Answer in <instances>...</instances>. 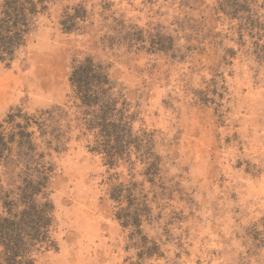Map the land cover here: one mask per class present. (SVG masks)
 <instances>
[{"label":"rangeland","instance_id":"1","mask_svg":"<svg viewBox=\"0 0 264 264\" xmlns=\"http://www.w3.org/2000/svg\"><path fill=\"white\" fill-rule=\"evenodd\" d=\"M41 1L0 62V217L25 171L12 111L38 119L53 169L58 248L36 264H264V0ZM86 58L107 72L109 109L70 81Z\"/></svg>","mask_w":264,"mask_h":264},{"label":"trees","instance_id":"2","mask_svg":"<svg viewBox=\"0 0 264 264\" xmlns=\"http://www.w3.org/2000/svg\"><path fill=\"white\" fill-rule=\"evenodd\" d=\"M38 3L42 1L39 0ZM38 3L35 0H2L0 62L11 64L16 52L25 45L31 27L29 16L39 12L36 7ZM82 16V9L78 8L74 15H66V19L75 21L77 18L82 19ZM70 81L84 105H93L96 101H101L100 97L107 109L112 105L111 94H107L110 88H105L109 84L108 75L101 64L90 58L77 62L71 72ZM37 120L34 115L16 109L8 115L6 121L11 128L18 131L12 132L10 143L17 142L22 149L15 162L24 166L25 171L22 186L19 188V200L10 199L8 195L3 196L8 212L0 217V264H36V255L39 252L58 248L52 235L54 206L46 192L53 172L52 165L43 160V155H38L37 146L32 141L34 131L28 130L33 124L38 125ZM4 128L0 123V137H3ZM6 158L7 164L14 162L10 156ZM111 196L114 200L119 197L115 187L111 189ZM19 207H22L20 211ZM135 212L129 213L122 209L116 217L122 226L135 228L138 225L134 222L139 217Z\"/></svg>","mask_w":264,"mask_h":264}]
</instances>
